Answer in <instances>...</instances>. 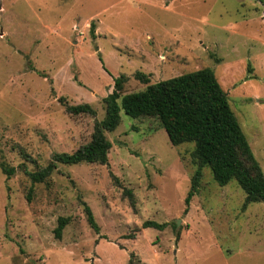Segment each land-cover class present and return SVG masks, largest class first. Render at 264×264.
<instances>
[{"label": "rangeland", "instance_id": "obj_1", "mask_svg": "<svg viewBox=\"0 0 264 264\" xmlns=\"http://www.w3.org/2000/svg\"><path fill=\"white\" fill-rule=\"evenodd\" d=\"M205 68L264 175V0H0V162L16 169L0 171V264H264V202L244 208L237 182L204 167L187 206L193 144L172 146L154 119L121 111L106 165L59 164L26 201L24 171L90 142L115 78L124 96L145 90L137 72L154 84ZM79 105L95 116L68 112Z\"/></svg>", "mask_w": 264, "mask_h": 264}, {"label": "trees", "instance_id": "obj_2", "mask_svg": "<svg viewBox=\"0 0 264 264\" xmlns=\"http://www.w3.org/2000/svg\"><path fill=\"white\" fill-rule=\"evenodd\" d=\"M92 28L93 25L91 32ZM98 61L105 70L100 56ZM134 78L146 86L145 90L124 96H121V92L126 77L119 76L113 80V91L103 99L104 118L95 123L88 144L71 154H55L46 167L36 172L24 171L31 183L26 195L28 203L31 202L32 186L45 182L59 164L106 165L111 149L106 134L114 132L120 125L121 111L134 120H156L172 146L193 144L191 158L197 164V169L185 200L187 206L197 191L204 167L210 169L214 180L221 187L230 181L237 182L246 195L244 208L252 203L264 202V175L230 108L226 93L210 69H200L154 84H150L148 76L141 72L134 74ZM68 112L95 116L89 105L70 107ZM0 171L9 179L16 169L0 162ZM83 211L89 227L98 233L92 212L85 204ZM68 222V218L58 219L54 229L57 240L61 238ZM143 226L144 229L153 228L158 231L166 228V224L155 222H146Z\"/></svg>", "mask_w": 264, "mask_h": 264}, {"label": "water", "instance_id": "obj_3", "mask_svg": "<svg viewBox=\"0 0 264 264\" xmlns=\"http://www.w3.org/2000/svg\"><path fill=\"white\" fill-rule=\"evenodd\" d=\"M96 51H98V50L96 49Z\"/></svg>", "mask_w": 264, "mask_h": 264}]
</instances>
